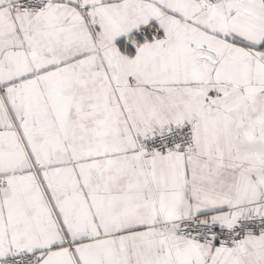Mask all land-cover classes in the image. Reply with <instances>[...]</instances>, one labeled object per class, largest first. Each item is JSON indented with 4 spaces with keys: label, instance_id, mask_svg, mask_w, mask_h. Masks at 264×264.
<instances>
[{
    "label": "snow or ice",
    "instance_id": "6c2138e0",
    "mask_svg": "<svg viewBox=\"0 0 264 264\" xmlns=\"http://www.w3.org/2000/svg\"><path fill=\"white\" fill-rule=\"evenodd\" d=\"M0 264H264V0H0Z\"/></svg>",
    "mask_w": 264,
    "mask_h": 264
}]
</instances>
